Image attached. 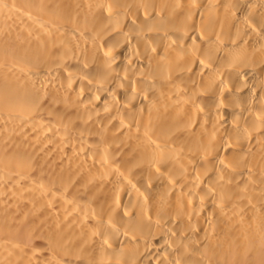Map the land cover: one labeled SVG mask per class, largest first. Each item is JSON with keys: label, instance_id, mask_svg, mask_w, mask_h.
<instances>
[{"label": "bare ground", "instance_id": "bare-ground-1", "mask_svg": "<svg viewBox=\"0 0 264 264\" xmlns=\"http://www.w3.org/2000/svg\"><path fill=\"white\" fill-rule=\"evenodd\" d=\"M0 264H264V0H0Z\"/></svg>", "mask_w": 264, "mask_h": 264}]
</instances>
